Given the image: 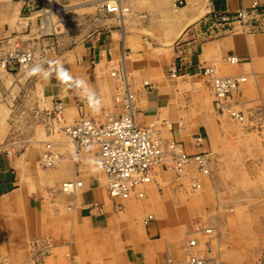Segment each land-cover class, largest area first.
<instances>
[{
	"label": "crops",
	"instance_id": "1",
	"mask_svg": "<svg viewBox=\"0 0 264 264\" xmlns=\"http://www.w3.org/2000/svg\"><path fill=\"white\" fill-rule=\"evenodd\" d=\"M56 1L69 7L71 31L41 38L37 24L52 0H0V57L35 53L27 68H0V209L32 205L18 244L0 226L9 250L0 264H29L12 252L27 249L28 237L55 245L40 264H166L169 256L184 264L189 254L255 264L251 250L264 247V0H131L121 15L93 0ZM239 10L249 14L244 25L221 21ZM36 66L43 71L32 74ZM207 67L246 76L232 96L243 124L217 114ZM127 90L137 123L159 120L165 142L208 155L210 174L192 164L179 176L169 160L130 198L109 195L98 146L75 155L65 128L122 115ZM46 152L58 156L55 166L40 165ZM69 180L82 182L76 193L62 191Z\"/></svg>",
	"mask_w": 264,
	"mask_h": 264
},
{
	"label": "built area",
	"instance_id": "2",
	"mask_svg": "<svg viewBox=\"0 0 264 264\" xmlns=\"http://www.w3.org/2000/svg\"><path fill=\"white\" fill-rule=\"evenodd\" d=\"M131 0H102L101 8L109 15H121L124 4ZM258 10V5L253 6ZM38 9L28 5L29 13ZM70 9L67 5L53 0L51 6L40 16L37 31L41 38L59 36L71 31L68 20ZM264 18V12L261 13ZM245 10H239L233 17H223L222 22L229 24L238 21L244 25L248 19ZM32 48H19L5 57H0V68L7 71H15L27 68L34 60ZM231 64H237L238 58L231 54L226 57ZM204 77L207 80L214 96V105L219 113L227 114L236 120L244 121V115L238 111L232 103V96L239 89L240 84L247 80L246 77L220 76L212 67L204 69ZM173 75H176L174 73ZM135 95L127 90L121 96V102L125 113L118 117H110L104 122L82 117L79 121L65 128L66 134L72 140L75 153H80L92 145L98 146V169L103 173L106 180V189L112 198L128 199L135 190L153 181L154 169L166 165L170 158L174 168L179 174H183L191 164H195L199 171L208 174L209 157L206 153L190 155L177 141L165 142L159 136V125L161 122L155 120L147 126L137 123L134 112ZM62 104L59 103L55 109L60 112ZM162 123H166L163 120ZM183 125L181 121L179 123ZM197 144H201L203 138H195ZM58 156L46 152L43 154L41 164L53 167L57 163ZM82 185V182H71L70 187ZM195 185H197L195 183ZM142 195V194H141ZM154 219L149 215L145 223ZM195 245V240L190 242ZM166 264H180L173 257L167 258ZM184 264H226L219 259L200 255H189Z\"/></svg>",
	"mask_w": 264,
	"mask_h": 264
},
{
	"label": "rangeland",
	"instance_id": "3",
	"mask_svg": "<svg viewBox=\"0 0 264 264\" xmlns=\"http://www.w3.org/2000/svg\"><path fill=\"white\" fill-rule=\"evenodd\" d=\"M95 1L100 2V0H93V2H95ZM68 16H70V15L68 14ZM209 89L211 92V97L213 98V104H215L213 92H212L210 87H209ZM214 108H215V105H214ZM215 110H216L217 114L220 115V117L230 118L232 120L237 121L239 124H243L245 121V115L244 114H243L244 115V121L240 122V121L236 120L235 118H233L227 114L219 113V111L216 108H215ZM238 111H240V110H238ZM180 126H183V125H180ZM169 160H170V158H168V160L166 162H168ZM40 165H41V161H40ZM165 167H166V165H165ZM46 168H48V167H46ZM208 170H209V168H208ZM177 174L179 176H181L184 173L179 174L177 172ZM208 174H210V170H209ZM61 188H62V186H61ZM191 188H192V191L194 192L195 187H191ZM31 207H32V205H31L30 201L26 200L24 202H20L17 205L9 206L6 208L1 207V209H0V226H5V227L10 228L9 229L10 230L9 235L11 237V242L14 243V245L18 244V242H19L20 234H21L20 233L21 226L27 225V220L31 219V215H29V211L31 210ZM262 222L264 223V218H263ZM263 226H264V224H263ZM262 234L264 235V233H262ZM46 239L47 238H43V239H36L35 238L34 239V238L28 237V242L26 245L27 249H16V250L14 249V250H12V252L15 251L16 252L15 254H17V255H14L13 257H16L17 259L22 260V262H27L29 264H40V262L44 261L45 258L50 257L55 250V245L51 244V240H49V239L46 240ZM4 243H5L4 242V235H3V233H0V260L2 259L4 252L9 253L8 249L3 248ZM5 244H7V242ZM255 244L258 245L257 243H255ZM246 251L249 253V254L247 253V255L249 256L250 250L246 249ZM251 252H252V256L254 255L253 257H256L255 253L257 255V257L255 259H253V260H255V264H264V247L262 249H257V250L252 249ZM10 253H11V251H10ZM68 253H66L67 257L71 258L72 257L71 252H68ZM189 255H191V254H189ZM237 256H239V255H237ZM240 256H241V254H240ZM186 260H187V258H186ZM222 260H224V259H222Z\"/></svg>",
	"mask_w": 264,
	"mask_h": 264
},
{
	"label": "bare ground",
	"instance_id": "4",
	"mask_svg": "<svg viewBox=\"0 0 264 264\" xmlns=\"http://www.w3.org/2000/svg\"><path fill=\"white\" fill-rule=\"evenodd\" d=\"M53 1V0H52ZM101 3H102V0L100 1ZM98 3V2H97ZM72 7V6H71ZM33 17V16H32ZM246 77V76H245ZM2 95V94H1ZM80 153H78V155H79ZM75 155H77V153H75ZM57 164V163H56ZM42 165V164H41ZM192 165V164H191ZM43 166V165H42ZM44 167H46V166H44ZM187 170H188V168H187ZM187 170H184V173L187 171ZM71 182H79L78 180H73V181H66V182H64L63 184H62V191L63 192H66V193H76L77 192V189L80 187V186H78V187H76V188H73V187H75L74 185L72 186V187H70V183ZM81 182V181H80ZM251 183V182H250ZM69 254V253H68Z\"/></svg>",
	"mask_w": 264,
	"mask_h": 264
},
{
	"label": "clouds",
	"instance_id": "5",
	"mask_svg": "<svg viewBox=\"0 0 264 264\" xmlns=\"http://www.w3.org/2000/svg\"><path fill=\"white\" fill-rule=\"evenodd\" d=\"M41 71H43V70L40 66H36L31 70L32 74L39 73ZM44 75L47 76L48 73L44 72ZM59 75L63 79H69V77L67 76V71L65 69H63L62 67L59 69ZM90 100H91V98H90Z\"/></svg>",
	"mask_w": 264,
	"mask_h": 264
}]
</instances>
